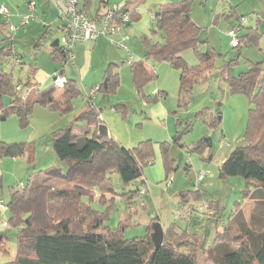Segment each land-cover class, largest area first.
<instances>
[{
	"label": "rangeland",
	"instance_id": "374dc122",
	"mask_svg": "<svg viewBox=\"0 0 264 264\" xmlns=\"http://www.w3.org/2000/svg\"><path fill=\"white\" fill-rule=\"evenodd\" d=\"M148 1L143 0L138 3L143 2L140 12L135 8L138 17L129 19V23H124L118 32L100 34L97 40L73 42V62L68 59L63 63V74L77 80L81 93L72 98V108L69 111L61 113L41 103H35L26 125L22 124L14 113L0 119L1 142H29L34 147L31 161L28 160L27 153L0 156V234H3V237L0 235L3 239L0 243L1 263L13 259L17 248V226L1 223L3 215L6 220L9 219L7 203L11 190L25 185L32 173L34 175L40 169L54 165L65 170L66 162L57 158L52 148V132L69 125L74 117L89 105L90 100L98 104L96 108L102 107V112L105 113H108V110L113 112L112 108L116 104L121 106L122 110H127L126 115L121 116L123 118L128 116L138 129H142V124L134 121L136 120L134 116L139 115L143 118L152 108L153 120L160 122L161 120H157L155 115V110L160 104L171 110L169 118L160 123L169 125V133L163 134L162 131L166 130L162 127L159 133L147 138L153 142L152 161L143 166L144 183L139 188H142L141 191L138 190L132 196H127L128 191L135 190V185L132 182L123 183L115 171L107 173L114 194L104 193L102 199V192L98 188H93L92 191L82 190L84 195L81 200L89 203L91 209L103 216L102 226L110 228L120 226L125 238L141 237L146 232L150 234L151 229L147 230L154 221L160 223L163 230L171 226L178 235L185 234L186 239L192 244L188 247L180 246L177 237L167 236L166 239H172L179 251L194 253L196 264H215L214 255L209 256L206 249L213 245L216 235L231 221L230 215L233 214L237 202L240 203L242 217L249 228V211L253 206V199L244 195L246 179L240 175L220 177L217 170L219 162L233 148L245 143L244 133L250 105L245 94L230 93L229 85L221 76L219 68L223 64H231L230 72L237 76L239 72L248 68L247 61H261L264 65L263 23H259V36L256 34L251 38L245 37L244 41L239 38L240 43L236 46H232L227 33L231 27H234L237 28L240 37L248 26H256L252 21L254 22L257 15L251 11V8L254 3L260 5L263 0L241 2L236 6L239 8L237 18L222 15L229 12L230 4H236L237 0L231 3L228 0H193L191 17L201 28V38L207 40V44L199 45V52H204L209 46L214 51V62L213 66L204 73L203 78L196 81L188 92L181 94L178 90V72L170 63L145 60L143 57L148 49L146 39L150 43L163 41L162 31L156 27L154 19L149 18L146 8L151 2ZM123 2L124 0H107L100 8L112 7ZM150 6L153 10L156 4L151 3ZM55 7L51 5L50 11L47 10L45 15L40 8L36 13L34 9L27 11L26 13L32 18L23 24L25 26H17L14 29L15 25H10L14 51L18 56H10L9 63L0 62V66L5 70L12 69L13 82L24 83L30 76L29 66L36 63L38 66L36 78H39L43 86H47L53 82L54 71L62 67L60 61H54L49 57L51 43L58 39L61 45L65 33L62 25L64 19ZM97 7L98 0H89L88 9L91 14H94ZM214 13L219 15L216 20H213ZM41 17L44 19H40ZM29 23H37L38 30L30 34ZM39 35L40 44L36 47L35 42ZM123 35L126 47H120L112 41ZM7 40L10 41L9 38ZM129 56L131 61L142 60L145 65L154 66L157 70L158 76L143 88L147 90L149 84L154 85L157 82L160 86L162 84L167 87V92H159L161 96L156 98L152 93L147 94L144 89L138 90L133 81ZM181 56L188 64H195L199 60L198 55L191 48L183 50ZM14 57H19L21 63L14 62ZM110 57L113 61L109 65L110 61L105 58ZM104 60L105 63L102 64ZM108 66L110 72L116 74V85L112 90L103 87L97 89L89 98L87 90L102 84ZM217 115L219 121L211 125L213 116ZM150 125L152 129V125L156 124L150 123ZM87 127L89 126L84 122H78L74 130L81 132ZM174 134H178L176 140ZM203 136H209L212 142V155L208 160L202 158V155L193 149V144ZM162 142H165L168 157L172 159L171 169L168 172L163 162L160 147ZM200 170L205 172L202 179L197 181L196 175ZM187 190L191 192L186 199L178 195L179 191ZM45 194V188L38 191L31 209L39 225L48 229L57 218L71 216L70 224L74 229L86 228V225L78 224L79 219L75 214L77 212L69 199L64 201L56 199L50 204ZM258 216L263 218V209ZM259 228H262V224L259 226L255 224L251 230L259 232ZM239 231L243 232L241 229ZM237 234L238 232L234 231L233 238ZM244 234L239 233V239ZM163 235L164 239L165 231ZM237 243L233 242L235 245Z\"/></svg>",
	"mask_w": 264,
	"mask_h": 264
},
{
	"label": "trees",
	"instance_id": "16d2710c",
	"mask_svg": "<svg viewBox=\"0 0 264 264\" xmlns=\"http://www.w3.org/2000/svg\"><path fill=\"white\" fill-rule=\"evenodd\" d=\"M84 1V2H83ZM143 0H124L115 13L126 12L129 19H136L138 13L135 8ZM193 0H171L161 3L153 15L154 23L163 33V41L150 43L146 38L148 49L144 52V59L153 61H167L179 71L178 90L188 92L193 84L204 77V73L213 66L214 51L207 46L204 52H199L200 44H207L201 38V28L190 15ZM81 6L88 8L89 2L82 0ZM107 2L98 0V7L94 14L87 13L96 21L100 19V6ZM103 6V5H102ZM126 24V23H125ZM256 35V34H255ZM144 37V36H142ZM254 37L250 33L240 36ZM38 42V41H37ZM11 43L0 44V62L9 63L12 55ZM191 48L198 55V62L188 64L181 56L183 50ZM52 58L61 62L62 67L56 70L63 72L65 54L63 43L54 45L50 50ZM249 66L239 72L237 76L231 74V64H223L219 72L229 85L230 93H243L248 97L249 108L247 124L244 133L245 143L233 148L218 166V175H240L246 179L245 197L253 199V206L249 211V228L242 217L240 203L230 215L231 221L222 232L214 238L213 245L207 248L210 255H214L215 264H264V65L261 61H247ZM133 81L136 88L143 91L145 84L153 80L156 75L148 71L142 60L130 61ZM110 65V64H109ZM33 75V67H31ZM106 84L98 85L106 90H112L116 85V74L105 69ZM19 82H13L12 69L5 70L0 66V119L14 113L26 125L32 107L41 103L50 109L61 113L72 108V98L81 90L72 78L65 77L61 86L52 82L47 86H40L32 77L21 83L20 89H15ZM124 108V107H123ZM114 112L125 115L117 104ZM98 111L89 104L81 110L64 128L52 132V148L55 155L66 162L63 170L57 166H49L38 170L27 179L25 185L11 190L7 209L9 219L7 224L17 226L16 251L13 259L0 264H196L194 253L179 251L172 239L177 237L180 246H191L185 234L178 235L171 226L164 229L165 238L159 247L155 248L147 232L141 237L125 238L120 226H102L103 216L91 209L89 203L82 201L83 189L98 188L104 193L114 194L109 183L107 173L115 171L123 183L132 182L134 191H128L132 196L144 183L142 178L143 166L152 161L153 142L142 140L133 148H126L115 139L102 140L96 137ZM219 121V116H213L211 125ZM84 122L88 126L81 132L74 130L75 124ZM178 134H174V140ZM163 153L165 170L171 169V160L167 154L165 142L160 144ZM193 149L202 158L208 160L212 155V142L209 136L199 138ZM34 147L29 142L3 143L0 141V156H16L27 153L28 160L33 158ZM137 182V184H135ZM251 186V188H250ZM45 188V196L51 204L56 199H69L79 219V225H86L79 230L70 224L71 216H63L51 223L50 228L39 225L33 217L31 209L37 193ZM189 190L179 191L178 195L186 199ZM124 194V192H123ZM92 194L90 197L92 198ZM263 209V218L259 212ZM255 224L261 225L259 232L251 230ZM246 226V227H245ZM103 229H100V228ZM151 228L149 227L147 231ZM243 230V232L239 231ZM245 233L233 238V232ZM247 233V234H246ZM3 237V234H0ZM0 236V243L3 241ZM239 240V241H238ZM238 242L236 245L233 242Z\"/></svg>",
	"mask_w": 264,
	"mask_h": 264
},
{
	"label": "crops",
	"instance_id": "0c3cea01",
	"mask_svg": "<svg viewBox=\"0 0 264 264\" xmlns=\"http://www.w3.org/2000/svg\"><path fill=\"white\" fill-rule=\"evenodd\" d=\"M28 1H30V0H0V5L1 4L5 5V7L7 8V11H8V13L6 15H4L2 12H0V34H1L0 35L1 36L0 37V44L1 45H9L10 43L12 44L11 45L12 55L11 56H13V55L18 56V55L14 51V46H13V43H12L14 41L13 40V36H12L13 32H12V29L10 28V25H12V24L15 25L14 29H16L17 26H22L23 25L21 23V19H22V15L25 14L27 11H29L28 10V6H27V2ZM33 1H34V13H36L38 11V8H40L43 15L46 14L47 10L50 11L51 5L56 6L55 3H53L54 2L53 0H33ZM87 1L89 2V0H87ZM166 1H171V0H149L148 1V3L151 2L152 5L156 4V6L153 8V10L150 9V7H151L150 4L151 3H149L148 6H147L148 8H146L148 13H149V18L150 19H153V15L156 12V10L158 9L159 5L161 3L166 2ZM228 1L231 3L233 0H228ZM243 1H245V0H237L235 2L236 4H234V5L230 4V11L229 12H225L222 15H224L226 17H234V18L236 17L237 18V16H238L237 14L239 12L238 11L239 8H236V6H238ZM83 2H82V0H80L81 4H83ZM142 4H143V2H142ZM142 4H138V7H136L137 11L140 10V7L142 6ZM88 7H89V5H88ZM87 9H86V11H87ZM106 9L107 8H103V9L100 8L98 10V13L101 14ZM251 11L253 13H255V15H257V18H255L254 22L252 21V23H256V26H248V28L246 29V32L242 33L241 36H244L247 33H250V35H255V34H257L258 36L260 35V33H258V31H259V23H263L264 24V0L261 1L260 5H258L257 3H254L252 5ZM88 12H89V15H90L91 13H90L89 9H88ZM190 15H191V13H190ZM218 17H219V15L214 13L213 20L218 19ZM258 17H260V19ZM40 19L43 20L44 17H41ZM128 23H129V21L126 24H128ZM29 24H31L30 27H29L30 34L38 30L39 27H38L37 23H29ZM23 26H25V25H23ZM262 32H264V30ZM8 38L10 39V41L7 40ZM97 38H95L94 40H97ZM39 40H40V35H39V38H37L38 42L37 41L35 42V46L36 47H38L39 44H40ZM51 46L53 47L52 44H51ZM49 57L51 59H53L54 61H57V59L52 58V56L50 55V51H49ZM16 58H19V57H16ZM105 59L110 61L109 64H111L112 61H113L111 57L110 58H105ZM19 62L21 63L20 59H19ZM104 63H105V60L103 61L102 64H104ZM31 67L34 68L33 69V71H34L33 75L31 74V70H32ZM145 67H146V69L148 71H152L156 76H158L157 70H156V68H154V66L153 67H149L148 65H145ZM37 69H38V66L36 65V63L31 64L29 66V75L30 76L28 78L32 77L40 86H43L41 84V82L39 81V78H36V74L35 73H36ZM63 71H64V68H63ZM158 72H159V70H158ZM177 72H178V82H179V71L177 70ZM67 78H69V77H67ZM72 79H74L76 81V83L78 84V82H77V80L75 78H72ZM102 79H103V77H102ZM102 83L105 85L106 84V80L104 79V81ZM99 84H100V82H99ZM78 86H79V84H78ZM148 86H150V87L147 90L145 88H143V89L145 90V92H147V94H149V93L150 94L151 93L154 94L156 98L160 95L161 92H167V87H165L162 84L160 86L157 82L154 85H150L149 84ZM164 95L165 94H162V96H164ZM92 103H94V102H92ZM159 103H161V102H159ZM96 105H98V104L94 103L93 106L96 108L97 107ZM96 109L98 111V116H97L98 119H99L98 120V124L99 123H104L107 126V128L109 129L110 136L113 139H115L118 143H120L121 145H123L126 148L135 147L142 140L150 138L151 136L154 135V133L155 134L159 133L160 132V128H162V127H164V129L166 130V131H164V130L162 131L163 134L165 132L167 134L169 133V125L160 124L162 121H166L169 118V113L171 111L169 108H166V106L164 104H160V106L155 110V115H157L156 119L157 120L160 119L161 120L160 122H156L155 120H153V117H154L153 110L154 109H152V108H151V112L148 111L149 114L145 115L143 118H140L139 115L134 116V119L136 118V120H134V121H136L137 123H141L142 124V126H141L142 129H138L136 127V125H133V122L131 121V119L128 116L126 118H123L121 116L122 114L120 112H114L113 109H112L113 112L108 110V113H105V112H102L103 111L102 107H98ZM150 123H153V124H156V125L155 126L152 125L153 128L151 129L150 128L151 127ZM89 128L91 130H93L95 128L94 124L90 125ZM96 129H97V126H96ZM223 160H221V162ZM221 162H219V164ZM219 164H218V166H219ZM200 171H204V170H200ZM1 205L5 207V205L3 203Z\"/></svg>",
	"mask_w": 264,
	"mask_h": 264
},
{
	"label": "built area",
	"instance_id": "2783aa9c",
	"mask_svg": "<svg viewBox=\"0 0 264 264\" xmlns=\"http://www.w3.org/2000/svg\"><path fill=\"white\" fill-rule=\"evenodd\" d=\"M59 15L64 19L63 30V50L65 54V61L70 59L73 62V52L72 44L75 40H87L95 39L100 34H107L118 32L124 23L129 21V15L126 12L119 14V18L115 16L117 10L121 7L122 3L114 4L112 7H108L101 15L99 20H95L90 17L85 8L81 6L80 0H53ZM28 10L32 11L34 9V1L30 0L27 2ZM0 12L4 15L8 13L5 5H0ZM32 17L29 13L22 15L21 23L24 24ZM243 20V19H242ZM242 22V21H241ZM228 35L230 36V43L232 46H236L240 43L237 28L231 27L228 30ZM116 45L120 47H126L125 36L119 37V39L112 40ZM129 62L131 61V56L128 57ZM14 62H19V58L14 57ZM65 82V76L62 71L55 70L53 74V83L55 86H61ZM22 87L21 83L15 85V89H20ZM98 85L91 87L87 90V95L90 98L95 90L98 89ZM92 104V101H88ZM1 114V110H0ZM205 171H199L196 175V180L200 181L203 177ZM139 189V191H141ZM2 225H6L7 221L5 216L2 218Z\"/></svg>",
	"mask_w": 264,
	"mask_h": 264
},
{
	"label": "water",
	"instance_id": "95a60500",
	"mask_svg": "<svg viewBox=\"0 0 264 264\" xmlns=\"http://www.w3.org/2000/svg\"><path fill=\"white\" fill-rule=\"evenodd\" d=\"M53 46L58 44V39H55L52 43ZM96 137L102 140H109L110 139V133L109 129L104 123H99L97 125L96 129ZM137 184V182H136ZM164 230L162 229L160 223L157 221H154L151 225V231H150V239L153 243V246L155 248L159 247L163 240Z\"/></svg>",
	"mask_w": 264,
	"mask_h": 264
}]
</instances>
